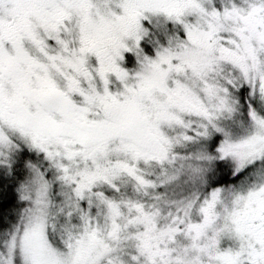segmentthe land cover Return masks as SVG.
<instances>
[{
	"label": "snow or ice",
	"instance_id": "obj_1",
	"mask_svg": "<svg viewBox=\"0 0 264 264\" xmlns=\"http://www.w3.org/2000/svg\"><path fill=\"white\" fill-rule=\"evenodd\" d=\"M0 264H264V0H0Z\"/></svg>",
	"mask_w": 264,
	"mask_h": 264
}]
</instances>
